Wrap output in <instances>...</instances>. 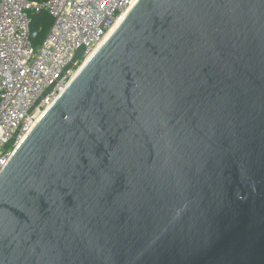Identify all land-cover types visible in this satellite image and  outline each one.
<instances>
[{"label": "water", "instance_id": "1", "mask_svg": "<svg viewBox=\"0 0 264 264\" xmlns=\"http://www.w3.org/2000/svg\"><path fill=\"white\" fill-rule=\"evenodd\" d=\"M0 264H264V0H136L1 168Z\"/></svg>", "mask_w": 264, "mask_h": 264}, {"label": "built area", "instance_id": "2", "mask_svg": "<svg viewBox=\"0 0 264 264\" xmlns=\"http://www.w3.org/2000/svg\"><path fill=\"white\" fill-rule=\"evenodd\" d=\"M136 0H0V170ZM51 24L41 42L32 15Z\"/></svg>", "mask_w": 264, "mask_h": 264}, {"label": "trees", "instance_id": "3", "mask_svg": "<svg viewBox=\"0 0 264 264\" xmlns=\"http://www.w3.org/2000/svg\"><path fill=\"white\" fill-rule=\"evenodd\" d=\"M51 24L50 17L45 13H36L32 15V28L38 30L35 42H41Z\"/></svg>", "mask_w": 264, "mask_h": 264}, {"label": "bare ground", "instance_id": "4", "mask_svg": "<svg viewBox=\"0 0 264 264\" xmlns=\"http://www.w3.org/2000/svg\"><path fill=\"white\" fill-rule=\"evenodd\" d=\"M126 12H127V10H125V11H123V13L119 16V18L116 20V22H115V24L113 25V27L111 28V30L109 31V34L114 30V28L118 25V23L122 20V18L125 16V14H126ZM108 34V35H109ZM107 35V36H108ZM91 56V55H90ZM90 56L87 58V59H85L84 61H83V64L81 65V68H82V66L85 64V62L90 58ZM80 70V69H79Z\"/></svg>", "mask_w": 264, "mask_h": 264}]
</instances>
